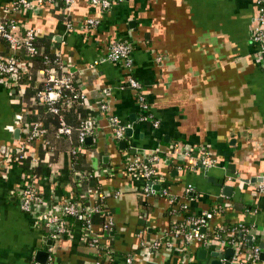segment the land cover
<instances>
[{"label":"crops","instance_id":"1","mask_svg":"<svg viewBox=\"0 0 264 264\" xmlns=\"http://www.w3.org/2000/svg\"><path fill=\"white\" fill-rule=\"evenodd\" d=\"M11 1L0 0V7ZM256 14L255 0H124L105 9L74 0L68 8L53 2L21 11L20 27L33 29L39 49L58 50L73 71L92 137L74 163L69 149L75 133L57 138L47 124V145L40 138L22 144L39 108L31 94L38 82L34 77L28 87H12L0 75V264H43L35 253L48 247V264H215L212 252L235 251L216 240L217 230L236 223L251 227L252 243L264 252V64L250 39ZM86 18L97 24L85 26ZM114 40L131 45L129 71L100 59ZM6 51L0 39V54ZM129 74L139 81L144 112L158 120L157 127L139 119L135 92L120 87ZM103 87L109 89L108 112L130 129L118 140L98 108ZM20 150L26 154L21 159ZM152 152L159 157L156 177L125 172V155ZM206 152L218 161L207 173L199 163ZM29 184L40 201L22 211L20 192ZM189 184L193 191L186 196ZM74 191H83L86 205L98 199L102 212L92 213L90 231L109 252L99 255L86 243L79 219L63 220L68 233L54 240L40 220L48 210L59 215ZM169 197L175 207L186 204V213L210 212L207 244L175 240L149 247L182 217L167 213ZM218 205L223 209L215 212ZM105 214L112 221L108 231L101 229Z\"/></svg>","mask_w":264,"mask_h":264},{"label":"built area","instance_id":"2","mask_svg":"<svg viewBox=\"0 0 264 264\" xmlns=\"http://www.w3.org/2000/svg\"><path fill=\"white\" fill-rule=\"evenodd\" d=\"M87 1L89 5H96L105 9L121 3L124 0ZM53 2H59L63 7L68 8L73 4L74 0H12L8 5L0 7V39L7 47V51L0 54V75L3 76L12 87L23 88L19 83V79L29 73L30 60L38 52L34 43L35 35L33 29L30 27L21 28L17 16L21 11H34ZM255 2L257 4V14L254 18L250 39L257 46V52L261 55L264 64V0H255ZM69 24L70 23L66 21V25L69 26ZM84 24L87 27H93L97 24V21L94 18H86ZM131 49V45L128 42L114 40L108 44L100 59L106 62L119 63L129 71L133 62ZM51 53V58L47 55L42 56L41 62L43 65L35 72V80L38 82L39 88L34 93L33 101L38 105H43L46 112L56 116L57 126L54 132L55 137L69 138L72 131H75L76 144L69 149V154L72 156L77 153L87 136L92 137V128L87 119L80 121L77 127H71L65 122L62 111L74 104L84 107L85 95L76 86L73 71L69 69L68 64L62 61L58 50L52 51ZM93 63H95V61H93L90 66H92ZM120 87H127L135 92L141 110L139 119L149 121L152 127H157L158 120L152 118L149 113L146 114L144 112L148 106L141 94V85L139 81L129 74ZM108 91L109 89L106 87L99 89L100 100L98 102V108L100 111L106 113L108 125L112 128L113 137L118 140L124 136L125 125L121 124L115 115L108 112L105 98ZM45 132L46 130L41 121L30 122L27 125L22 144H27L40 138L43 145H47V141L44 140ZM174 147H177V144H175ZM25 155L26 154L20 150L17 157L21 159L24 158ZM186 155L188 154L186 153ZM158 161L159 157L155 152L149 153L145 157L127 154L124 157L123 167L128 174L149 179L157 176L155 164ZM217 162V159L207 152L203 153L199 158L200 165L205 169L216 166ZM86 177H89V175H86ZM143 190L147 192V187H144ZM90 191L91 189H87L86 195H89ZM192 191V185H187L185 188V195L188 196ZM259 191L264 193V181L259 185ZM20 193L19 208L22 211H29L32 202L40 201V196L30 184L22 188ZM85 199L84 197L82 200L83 206L78 213L77 206L79 203L68 200L61 205L59 215L48 210L42 212L39 218L47 227L51 228L50 237L54 240L68 233L64 221L61 220L62 215H73L77 213V219L81 221L82 230L86 232V243L99 255L101 252H109V249L106 250L103 248V245L99 241V236L92 234L90 231L92 213L102 212L97 202L98 199L95 197V202L89 203L88 205L85 204ZM169 203L171 205L170 212L178 214L181 212L183 214L186 213V204H178V207H175V197H169ZM217 208L214 209L215 212L222 211L223 205H218ZM183 214L179 220L173 221L167 230L161 233L159 238L151 240L149 247L156 249L160 246H171L172 242L175 240H179L184 246L207 244L210 235L207 233L206 228L210 212L203 211L200 214L186 213L185 217ZM111 225V218L105 214L101 223V229L103 231H108ZM250 230V226L247 227L243 223H236L229 233L234 234L239 231L242 235V241L240 242L233 239L220 240L221 243H228L231 247L235 248L229 264H254L255 261L260 259V254L263 250L257 244L252 243V237L249 238ZM246 242L250 244L249 247H245ZM141 244L145 243L141 242ZM47 252H51V247H48ZM49 260L50 256L47 255V259L43 264H48ZM125 261L129 263L131 261V256H126ZM93 264H101V262L99 259H96Z\"/></svg>","mask_w":264,"mask_h":264},{"label":"trees","instance_id":"3","mask_svg":"<svg viewBox=\"0 0 264 264\" xmlns=\"http://www.w3.org/2000/svg\"><path fill=\"white\" fill-rule=\"evenodd\" d=\"M61 4V3H60ZM62 5V4H61ZM66 19V18H65ZM34 43L38 49V52L31 58L30 60V65H29V73L27 75H24L23 77H21L19 79V83L20 84H27L26 86L28 87V85H31L34 77H35V72L36 70L41 67L43 64L41 62L42 60V56L43 55H47L49 58L52 57V51H41L36 43V40H34ZM33 90L31 92V94H33L34 97V93L35 91L39 88V84H37L36 87H32ZM34 102V101H33ZM38 111L35 114V116L32 118V122L33 121H41L43 127L45 128V130H47V124H49L48 127H51V131L55 132L56 126H57V120H56V116L52 115L51 113H48L45 111V107L43 105H38ZM63 113V117L65 122L70 125L71 127H77L80 121H84L86 120L85 116L83 115V111L80 105H71L69 107H67L65 110L62 111ZM29 121V122H31ZM72 133H75V131H72ZM71 133V134H72ZM76 142L74 141L73 145H75ZM72 145V146H73ZM75 158H76V153L74 155L71 156V161L72 163L75 162ZM85 186V181H83L81 183V187L83 188ZM37 192V190H36ZM37 194L39 195V192H37ZM83 191L79 192V191H74L73 193V199L72 201L79 203L77 206V213L79 212V210L82 208L83 206ZM170 212V209L168 210L167 213ZM77 213L73 214V215H62L61 220H65V219H77ZM186 213L183 214V216L185 217ZM60 220V221H61ZM81 223V221H79ZM245 226L249 227V225L247 223H243ZM171 225V224H170ZM235 224H226L225 226H223V228H220L217 230V235L215 236L216 240H229V239H233V240H238V241H242V235L241 233L235 232L234 234H230L229 231L231 230V228L234 226ZM225 236V237H224ZM250 244L248 242H246L245 247H249Z\"/></svg>","mask_w":264,"mask_h":264},{"label":"water","instance_id":"4","mask_svg":"<svg viewBox=\"0 0 264 264\" xmlns=\"http://www.w3.org/2000/svg\"><path fill=\"white\" fill-rule=\"evenodd\" d=\"M128 132H130L129 128H126L124 130L125 134H128ZM129 135V134H128ZM90 140V136H87L85 138V142ZM119 144L124 145V141H119ZM213 167H209L205 169V173H207L210 169H212ZM250 238V236H249ZM47 244H50V241L47 242ZM48 253L46 251H36L35 256H40V259L38 260L40 263H44L46 261ZM212 255L215 257V259L213 260V263L215 264H223V261H227V264L230 263L231 261V257L233 256V250L232 249H226L224 256H222L219 252H212ZM219 257V259H217ZM222 257V259H220ZM260 258L264 259V252H262L260 254ZM231 264H242V263H231Z\"/></svg>","mask_w":264,"mask_h":264}]
</instances>
